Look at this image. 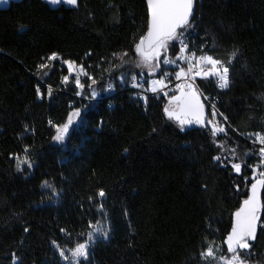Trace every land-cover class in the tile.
Masks as SVG:
<instances>
[{
	"label": "trees",
	"instance_id": "16d2710c",
	"mask_svg": "<svg viewBox=\"0 0 264 264\" xmlns=\"http://www.w3.org/2000/svg\"><path fill=\"white\" fill-rule=\"evenodd\" d=\"M194 16L197 43L216 45L209 54L226 60L238 50L225 91L212 82L200 86L228 117L224 126L230 130L220 137L224 148L253 153L247 163L256 165L248 134L264 133V0H196ZM148 19L147 0H79L72 8L17 0L0 9V264H12V253L22 264H64L51 241L72 247L59 230L67 228L73 242L83 241L79 234L91 232L90 220L110 228L109 239L92 247L91 264H206L199 254L208 241L220 255L227 252L224 239L250 194L253 171L243 170L245 180L214 163L213 156L228 152L213 146L207 128L181 131L170 122L163 109L172 95L150 96L145 108L125 89L130 82L121 86L109 75H116L120 62L112 53L127 51L126 59L135 60L134 41L146 33ZM53 53L58 59L47 60ZM64 60L82 64L98 90L110 80L116 87L102 93L87 126L59 144L49 120L62 124L73 108L95 103L87 98L90 81L82 74L86 87L76 95ZM41 63L49 65L47 75L38 70ZM37 86L45 93L42 100ZM25 125L34 131L25 132ZM24 146L34 168L21 173L10 157L23 159ZM151 161L160 164L159 172H146ZM186 170L196 188L192 232L178 226L172 211L175 184ZM45 180L52 188L41 187ZM100 189L105 198L97 196ZM260 198L264 203V192ZM263 224L264 209L256 240L244 255L251 264H264Z\"/></svg>",
	"mask_w": 264,
	"mask_h": 264
},
{
	"label": "snow or ice",
	"instance_id": "6c2138e0",
	"mask_svg": "<svg viewBox=\"0 0 264 264\" xmlns=\"http://www.w3.org/2000/svg\"><path fill=\"white\" fill-rule=\"evenodd\" d=\"M52 6H60L65 4L68 6H78L79 0H46ZM9 0H0V4L6 5ZM196 0H147L149 11V19L147 23V31L142 35L138 41H134L133 56L135 60L129 57L127 51L120 53H112L113 59L120 62L115 65L116 75H109L112 80L118 82L121 86H125L130 82L129 86L132 88L142 89L144 93L158 94L162 93L168 96L169 84L173 80L178 81L173 85L170 91L173 95L169 97L168 104L165 105L163 112L168 120L178 122L181 131L185 130L186 126L198 124L203 128H207L211 136V143L218 149H224V152L213 156V162L223 168H231V170L240 175L242 179L247 180L243 176L244 169H250L254 175L250 187V194L247 199L243 200L242 206L235 211L234 221L231 231L224 239L226 250L230 254V258L221 254L216 256L213 248L214 241H208L205 248L200 252V259L205 261L206 264H211V261H222L223 264H245V260L241 257V252L245 256L249 255L252 248V241L256 240L257 221L260 219L259 213L264 209V203L261 201V193L264 192V133H249L248 136L253 144H259L260 147L256 155L259 157V163L256 165H249L247 159L251 158L253 153L243 152L238 154L236 148L230 150L224 148V141L220 139L223 135L227 137L230 130L229 127L224 125L228 123V117L223 113L216 110L214 104H209L210 111L205 113V105L201 103L200 92L196 84L197 78L200 80H208L214 78L216 85L220 89H226L230 86V71L233 68V61L238 58V50H233L228 54L227 59H222L218 56L209 54L216 47L215 43L203 41L200 45H196L191 41V35L194 31L192 21L194 16V5ZM191 44V47H190ZM193 49H198L193 50ZM207 49V51H205ZM175 53L174 58L169 55V52ZM91 56L92 53H88ZM50 61H56L58 56L53 53L46 58ZM182 62V63H178ZM63 64L67 66L69 75L74 79L76 95L80 96L86 87L81 83V74L87 77L90 83L87 84L88 95L87 98L90 103L84 105L82 108H73L67 115V119L62 124H53L49 120V124L55 128V135L52 137L53 141L59 144H65L67 140L71 139L70 132H75L80 127L87 126V115L91 109L96 107V104L102 102V93L115 91L116 84L111 80L105 85L101 84L99 90L94 87L98 84L95 77L89 75L84 66H75V62L71 60H64ZM168 66H175L174 72L167 70ZM139 69V73L129 72L125 69ZM49 69L47 63L38 65V70L43 71L44 75ZM145 73L148 77H155L151 79L145 78ZM139 76V80H138ZM64 84L69 82V76H64ZM148 85V87H145ZM37 98L44 99L45 93L41 92L39 86L36 88ZM178 93V94H177ZM52 88L49 86L47 89V96L51 97ZM100 98V99H98ZM147 108L148 96L141 95L139 97ZM219 116L221 119L216 120ZM102 123V122H101ZM25 132L34 131L28 125L24 126ZM155 131V129H154ZM20 139H23L21 134ZM30 148L24 146L23 152L25 153L23 159L17 154H12L11 159L16 162V170L18 172H25L34 168V164L28 155ZM128 150L125 149V152ZM259 171L257 177L255 173ZM42 188H52L47 180L41 184ZM206 189V185L204 186ZM239 190V185H236ZM58 196L59 193H56ZM99 198H105L106 192L100 189L97 193ZM103 203H100V211L103 214ZM88 226L93 229L91 232L80 233L79 235L86 237L83 241H72V234L67 228H61L60 233L68 238V243H72V247H62L57 240H52L51 244L56 249L60 258L65 264H91L90 254L92 244L95 243L97 237L109 239V231L98 220L93 223L88 221ZM264 230V229H262ZM25 233L29 231L27 227L24 229ZM220 251V249H216ZM211 258V260H210ZM10 259L12 264H22L20 258L16 253H12Z\"/></svg>",
	"mask_w": 264,
	"mask_h": 264
},
{
	"label": "rangeland",
	"instance_id": "374dc122",
	"mask_svg": "<svg viewBox=\"0 0 264 264\" xmlns=\"http://www.w3.org/2000/svg\"><path fill=\"white\" fill-rule=\"evenodd\" d=\"M11 1H17V0H9V3L6 5L0 4V9H7ZM66 6L70 7V8L74 7V6H68V5H66ZM145 78L151 79V78H155V77H148L147 73H145ZM158 94L162 95V93H158ZM168 95H173V94L168 92ZM200 101H201V103H203L205 105V103L201 97H200ZM207 111H208V109L205 105V113L206 114H207ZM216 120H218V119L216 118ZM169 121L172 122L174 125L177 126V128L180 129L178 122L173 121V120H169ZM194 128H203V127H201L198 124H192L190 126H186L184 131L194 129ZM134 130L138 131L139 128H136ZM159 167H160V164L158 162L151 161L150 164L148 165V167L146 168V172H148V173L156 172L157 173L160 171ZM255 175L257 177L259 176L258 174H255ZM195 194H196V188L194 185V176L192 175V173L188 170L184 171L183 173H180L178 176V182L175 184V191H174V196L172 199V211H173V214L175 216V219L177 221L178 226L181 227L182 229H184L186 232H192L193 231L192 226H191L190 210H191V208L194 204V201H195ZM261 213H262V210L259 213V217H261ZM259 220L257 221V228H258ZM101 224L103 226H105V229L108 230L109 234H110V228L108 227V224L106 222H101ZM263 227H264V224H263ZM91 231H93V229H91ZM98 241H107V239H104L103 237L98 236L95 243L92 244V247ZM214 252H215L216 256H220V254L218 252H216V251H214ZM223 255L230 258V254L228 252L224 253ZM241 257L245 260V264H251L250 262H248L245 259L243 252H241ZM210 260H211V258H210ZM64 264H65V262H64ZM211 264H223V262L222 261H220V262L211 261Z\"/></svg>",
	"mask_w": 264,
	"mask_h": 264
},
{
	"label": "built area",
	"instance_id": "2783aa9c",
	"mask_svg": "<svg viewBox=\"0 0 264 264\" xmlns=\"http://www.w3.org/2000/svg\"><path fill=\"white\" fill-rule=\"evenodd\" d=\"M190 39H191L192 43H194V44H196V45H200V44L197 43V40L194 38V32H192V35H191V38H190ZM190 47H191V44H190ZM193 50H197V51H198V49H193ZM171 57H172V56H171ZM173 58H174V57H173ZM178 63H182V62H178ZM174 69H175V66H168V67H167V70H168L169 72H174ZM175 70H178V69H175ZM177 82H178V81L173 80L172 83L169 84V89H171V88L173 87V85H174L175 83H177ZM202 82H207V83L212 82L213 85L215 86V88L217 89V91H225L227 88H226V89H220V88H218L217 85H216V80H215L214 78H209L208 80H203V81L200 80L199 78H197V80H196V84L198 85V87H199V89H200V92L203 93V95H201L200 97H201L202 100L204 101V103H205L207 109H209V107H208L209 104H214L216 110H218V100H217V98L214 97V96H212L211 94H206V93H204V90H203L202 87L200 86V84H201ZM129 84H130V83H129ZM129 84L125 86V87H126L125 89H128V90L133 91V92L135 93V96H136L139 100H141V99L139 98L141 95H145V94H146V95L148 96V98H149L150 96L159 95V94H152V93H150V92H148V93H144L142 89H139V88H132L131 86H129ZM145 87H148V85H145ZM169 89H166L165 91H168L169 93L173 94V92L170 91ZM39 100H42V99H39ZM141 101H142V100H141ZM209 111H210V109H209ZM218 112H219V110H218ZM216 118H217V119H218V118L221 119L219 116H217ZM251 144L255 147V152L257 153V152H258V149H259V147H260V145H259L258 143H257V144H253V143H251ZM256 157L259 159L258 155H256Z\"/></svg>",
	"mask_w": 264,
	"mask_h": 264
}]
</instances>
